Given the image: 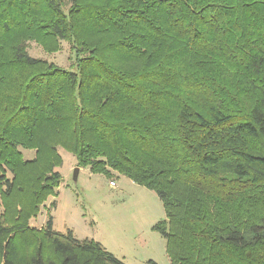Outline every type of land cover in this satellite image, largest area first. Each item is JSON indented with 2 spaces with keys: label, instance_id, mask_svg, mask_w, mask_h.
Masks as SVG:
<instances>
[{
  "label": "trees",
  "instance_id": "16d2710c",
  "mask_svg": "<svg viewBox=\"0 0 264 264\" xmlns=\"http://www.w3.org/2000/svg\"><path fill=\"white\" fill-rule=\"evenodd\" d=\"M48 38L77 72L29 55ZM18 68L0 91V264H124L52 217L30 225L58 147L155 192L172 264H264V0H0V72Z\"/></svg>",
  "mask_w": 264,
  "mask_h": 264
},
{
  "label": "rangeland",
  "instance_id": "374dc122",
  "mask_svg": "<svg viewBox=\"0 0 264 264\" xmlns=\"http://www.w3.org/2000/svg\"><path fill=\"white\" fill-rule=\"evenodd\" d=\"M27 51L41 64L77 72L75 56L66 41L30 39ZM6 73L0 72V91L6 97H12V86L18 89L26 75L21 68ZM57 151L62 164L52 174L61 179V184L40 207L36 218L30 220L32 227L42 230L52 217L55 232L72 231L78 240L98 242L124 264H172L166 252L167 240L154 229L166 219L164 205L155 192L113 171V176L107 177L93 173L90 168H80L75 180L76 158L61 147ZM21 152L25 160L35 158V151L21 149ZM41 168L34 172L35 179ZM9 176L13 178L11 174ZM35 179H29V187L35 185ZM9 203L13 217L22 211L24 216L28 214L25 196L17 195ZM168 231L172 235L173 229L168 227Z\"/></svg>",
  "mask_w": 264,
  "mask_h": 264
},
{
  "label": "water",
  "instance_id": "95a60500",
  "mask_svg": "<svg viewBox=\"0 0 264 264\" xmlns=\"http://www.w3.org/2000/svg\"><path fill=\"white\" fill-rule=\"evenodd\" d=\"M79 172H80V168L77 167V168L75 169V175H74L75 180H77V178H78V176H79Z\"/></svg>",
  "mask_w": 264,
  "mask_h": 264
}]
</instances>
